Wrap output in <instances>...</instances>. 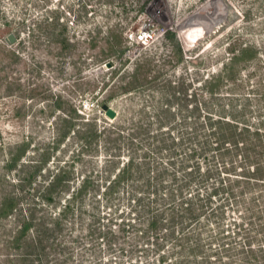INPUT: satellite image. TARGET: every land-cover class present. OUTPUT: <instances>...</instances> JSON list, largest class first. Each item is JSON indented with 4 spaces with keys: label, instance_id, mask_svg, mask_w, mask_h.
<instances>
[{
    "label": "rangeland",
    "instance_id": "374dc122",
    "mask_svg": "<svg viewBox=\"0 0 264 264\" xmlns=\"http://www.w3.org/2000/svg\"><path fill=\"white\" fill-rule=\"evenodd\" d=\"M73 109L123 125L122 159L94 173L104 136L74 167L76 138L53 152L43 179L94 184L40 261L10 244L20 218L0 219V264H264V0H0V206L38 203L9 162L39 160ZM229 119L249 129L238 145L219 139ZM130 157L132 179L107 195Z\"/></svg>",
    "mask_w": 264,
    "mask_h": 264
},
{
    "label": "trees",
    "instance_id": "16d2710c",
    "mask_svg": "<svg viewBox=\"0 0 264 264\" xmlns=\"http://www.w3.org/2000/svg\"><path fill=\"white\" fill-rule=\"evenodd\" d=\"M114 100V98H108L102 102L101 107L110 106ZM82 114V112L78 113L77 110L73 109L70 114L63 117V125L58 132L56 141L40 152L39 160L30 161L23 159L27 153L26 149H23L25 154L21 158L20 156H15L9 162L10 169L16 166L22 168V176L18 179V186L21 191L25 194L28 193L27 191L29 193L34 191L37 194L35 196H37L38 203L34 206H29L30 208L26 211V214L18 212L19 196L16 195L4 198L0 206V219L13 217L17 219V216L20 218L18 228L10 238V244L18 248L22 240L26 239L28 241V244L23 249L21 258H36L37 261H40L42 258H48L52 251L53 253L62 251L61 246L63 245L59 243V234L63 231L64 223L69 216L74 215L75 206L80 200L84 199L86 190L94 184L93 176L91 175L85 174L79 179H73V173L64 170L57 172L49 180L43 179L45 176L42 173L47 171V167H50V157L53 152L57 151L59 147H65L66 142L71 141L72 138H76L79 142L77 144L81 146L79 153L73 156L72 164L74 167L77 160L82 159L87 152L92 150L99 137L104 136L106 143L109 145L106 151L109 150L110 152H106V160L100 162L102 164L98 166L99 170H95L94 173L97 172L98 176L102 174L103 170L105 172V169L115 163L116 160L122 159L121 155L113 153H117L121 149L120 141L123 137L121 128L123 125L117 127L108 124L101 127L96 124L93 118L90 116L87 118L82 117ZM78 122H80L79 125L77 124ZM218 123L227 126L228 130H230L219 137L223 142H232L238 145L240 139H242V133L249 132L248 128H241L240 124L233 119L227 121L219 120ZM28 146L29 142H25L23 148ZM96 147L100 149V146ZM134 165L135 162L132 157L127 160V163H120L121 167L117 168L116 174L112 176L110 181L106 182V185H108L106 188V191H108L106 192L107 195L111 194L124 182L132 179L131 169ZM252 169V175L256 176L257 179H261L259 177L263 176L264 171L262 166L256 164ZM72 184H76V187H72ZM68 188L70 191L65 192V189ZM63 196L65 198H62ZM56 204L60 205L57 211L51 210V213L49 212L48 214L44 212L45 207L52 208ZM39 209L43 210V212L38 215ZM177 217L178 215L173 214L171 223L174 224L177 221ZM191 219H194L193 214Z\"/></svg>",
    "mask_w": 264,
    "mask_h": 264
},
{
    "label": "water",
    "instance_id": "95a60500",
    "mask_svg": "<svg viewBox=\"0 0 264 264\" xmlns=\"http://www.w3.org/2000/svg\"><path fill=\"white\" fill-rule=\"evenodd\" d=\"M17 41L16 37L14 34H11L9 37H8V43L9 44H13ZM104 110L106 111V115L109 119L113 120L117 117V112L115 109H113L112 107L110 106H105L104 107Z\"/></svg>",
    "mask_w": 264,
    "mask_h": 264
},
{
    "label": "built area",
    "instance_id": "2783aa9c",
    "mask_svg": "<svg viewBox=\"0 0 264 264\" xmlns=\"http://www.w3.org/2000/svg\"><path fill=\"white\" fill-rule=\"evenodd\" d=\"M143 35L146 37V36H151L150 32L149 31H144L143 32ZM144 38V37H143Z\"/></svg>",
    "mask_w": 264,
    "mask_h": 264
}]
</instances>
